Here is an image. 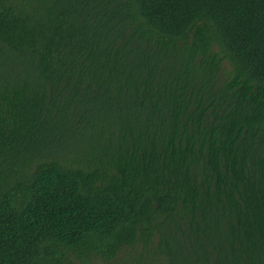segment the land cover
I'll return each instance as SVG.
<instances>
[{"label":"trees","instance_id":"trees-1","mask_svg":"<svg viewBox=\"0 0 264 264\" xmlns=\"http://www.w3.org/2000/svg\"><path fill=\"white\" fill-rule=\"evenodd\" d=\"M264 264V0H0V264Z\"/></svg>","mask_w":264,"mask_h":264},{"label":"rangeland","instance_id":"rangeland-1","mask_svg":"<svg viewBox=\"0 0 264 264\" xmlns=\"http://www.w3.org/2000/svg\"><path fill=\"white\" fill-rule=\"evenodd\" d=\"M75 262H76L77 264H81L80 260H78V259H75Z\"/></svg>","mask_w":264,"mask_h":264}]
</instances>
